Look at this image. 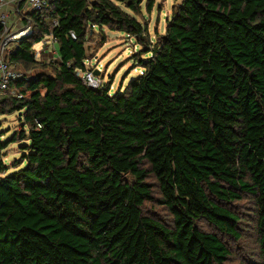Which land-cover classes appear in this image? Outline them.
<instances>
[{"label":"trees","instance_id":"16d2710c","mask_svg":"<svg viewBox=\"0 0 264 264\" xmlns=\"http://www.w3.org/2000/svg\"><path fill=\"white\" fill-rule=\"evenodd\" d=\"M174 1L157 41L139 0H52L29 15L8 60L52 73L13 82L22 100L0 95V116L30 128L14 172L0 140V264H227L221 235L242 239L231 207L244 197L264 254V0ZM96 28L145 48L122 92L80 78ZM51 34L59 60H36ZM154 202L172 228L145 212Z\"/></svg>","mask_w":264,"mask_h":264},{"label":"rangeland","instance_id":"374dc122","mask_svg":"<svg viewBox=\"0 0 264 264\" xmlns=\"http://www.w3.org/2000/svg\"><path fill=\"white\" fill-rule=\"evenodd\" d=\"M139 2L141 14L138 15L137 19L141 23L148 25L150 38L153 41H157L159 36L165 34L166 21L178 3L174 0H139ZM149 4L152 5L151 11L147 8ZM127 11L130 12L129 10ZM17 28H21L20 22H16L11 30ZM42 47V42L34 46L35 52H39V54L36 52V60H44L46 63H53L59 60L58 48L55 52L50 49H42ZM86 48L88 57L86 71L92 72V80L96 82V84H93L94 87L88 85L91 88L97 89L110 84L111 94H115L119 90L122 92L132 80L143 73V69L139 66V60L145 59L146 55L142 54L145 48L138 45L134 38L124 33L113 32L107 28H104V30L96 28L88 36ZM20 66L24 72L26 71L31 75L44 72L47 75H51L52 73L51 67L43 72L38 67L30 66V68H24L22 65ZM82 77L83 73L80 72V78L82 79ZM12 91L13 89H11L9 94ZM42 92L44 93V90ZM28 96H30V92L27 93ZM29 130L30 128L25 124V119L18 112L0 116V140L10 142L2 158L10 168L9 173L17 170L12 166L16 160H21L23 155L21 149L24 144H28V141H20L19 135L22 131H25L26 135H28ZM14 137L17 138L16 142L11 143ZM3 176L5 174L0 175V177ZM149 181L155 184L152 177ZM155 196L158 198L157 191ZM231 208L242 217L244 223L240 226L241 240L235 241L230 237L221 235L222 240L231 251V257L227 264H264V254L260 251L259 244H257L256 231L250 222L251 220L254 221V215L256 214L252 200L249 197H244ZM144 210L149 216L172 228L173 217L165 207L154 202L145 204ZM199 226L204 231L217 232L206 222H200Z\"/></svg>","mask_w":264,"mask_h":264},{"label":"built area","instance_id":"2783aa9c","mask_svg":"<svg viewBox=\"0 0 264 264\" xmlns=\"http://www.w3.org/2000/svg\"><path fill=\"white\" fill-rule=\"evenodd\" d=\"M52 0H0V95L11 91L10 86L19 80H28L31 74L24 72L20 65L9 62L8 57L15 52L22 39L33 34L31 13L45 11ZM30 20V21H29ZM16 22L21 23V28L11 30ZM57 20L54 21V25ZM75 38L74 35H72ZM42 49L57 51L58 43L53 35H48L42 41ZM37 52V51H36ZM39 54V52H37ZM37 56V54H36ZM39 56V55H38ZM93 74L89 70L83 73L82 80L86 85L94 87L96 84ZM11 95L19 100L24 98L21 91L14 88Z\"/></svg>","mask_w":264,"mask_h":264},{"label":"crops","instance_id":"0c3cea01","mask_svg":"<svg viewBox=\"0 0 264 264\" xmlns=\"http://www.w3.org/2000/svg\"><path fill=\"white\" fill-rule=\"evenodd\" d=\"M45 50H46V48H45ZM44 54H45V52H44Z\"/></svg>","mask_w":264,"mask_h":264},{"label":"water","instance_id":"95a60500","mask_svg":"<svg viewBox=\"0 0 264 264\" xmlns=\"http://www.w3.org/2000/svg\"><path fill=\"white\" fill-rule=\"evenodd\" d=\"M25 0H23V2H24Z\"/></svg>","mask_w":264,"mask_h":264}]
</instances>
